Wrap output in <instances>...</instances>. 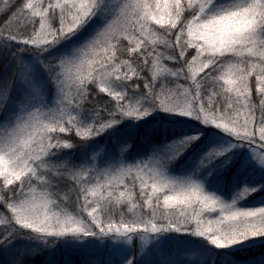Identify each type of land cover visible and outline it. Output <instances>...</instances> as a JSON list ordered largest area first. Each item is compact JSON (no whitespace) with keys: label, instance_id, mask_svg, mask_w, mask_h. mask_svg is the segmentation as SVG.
I'll use <instances>...</instances> for the list:
<instances>
[{"label":"snow or ice","instance_id":"1","mask_svg":"<svg viewBox=\"0 0 264 264\" xmlns=\"http://www.w3.org/2000/svg\"><path fill=\"white\" fill-rule=\"evenodd\" d=\"M0 264H264V0H0Z\"/></svg>","mask_w":264,"mask_h":264}]
</instances>
